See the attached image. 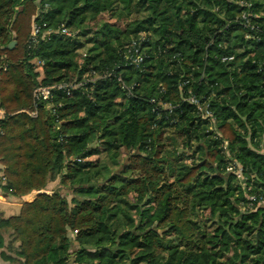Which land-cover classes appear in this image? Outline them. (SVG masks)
<instances>
[{
    "label": "trees",
    "instance_id": "obj_1",
    "mask_svg": "<svg viewBox=\"0 0 264 264\" xmlns=\"http://www.w3.org/2000/svg\"><path fill=\"white\" fill-rule=\"evenodd\" d=\"M0 108L6 261L264 264V0H0Z\"/></svg>",
    "mask_w": 264,
    "mask_h": 264
},
{
    "label": "rangeland",
    "instance_id": "obj_2",
    "mask_svg": "<svg viewBox=\"0 0 264 264\" xmlns=\"http://www.w3.org/2000/svg\"><path fill=\"white\" fill-rule=\"evenodd\" d=\"M98 16H100L103 21H110V22L116 23L120 27H123L126 24V22H127V20L124 19L123 17H120V18L119 17H112L111 18L110 14L107 11L103 10V9L98 12ZM81 52L84 53L85 50H83ZM80 62H82V60ZM103 155H104V146L103 145H99L98 148L92 150L91 154L86 156L83 159H84V161L88 160L90 162H97L99 158H101V160H102ZM122 158H125L124 155L122 156ZM188 162H190V161H188ZM230 162L231 161H229V163ZM231 164H234V163H231ZM234 171H235L234 174H235V177H236V181L240 185V188L243 191V195H245L246 199H252L253 195L248 194V190H250V186L247 183V178L245 176V173H244V170H243L242 166L240 164H237V167L234 169ZM133 175H134L133 172H131L130 170L126 171V169H125L123 171V173H121V174L119 173L118 178L116 180L112 181L111 183H112V185H114L116 187H119L121 185H126L127 182L131 179V176H133ZM58 186H59V180H56V183L53 184L52 189H55ZM71 197H72V195L69 194L68 198L71 199ZM133 197H134V194L131 193V197L130 198L133 199ZM244 203L245 202L243 201L241 204H244ZM20 258L25 259L23 257H20Z\"/></svg>",
    "mask_w": 264,
    "mask_h": 264
},
{
    "label": "crops",
    "instance_id": "obj_3",
    "mask_svg": "<svg viewBox=\"0 0 264 264\" xmlns=\"http://www.w3.org/2000/svg\"><path fill=\"white\" fill-rule=\"evenodd\" d=\"M6 115V112L0 108V119L4 118ZM4 170L5 166L0 161V218L1 219H9V217L19 215L21 208L25 202H32L34 198L36 197V194L39 193V191H32L26 195H23L21 197H15L12 195H8L1 189V185L4 181ZM56 183V181L51 182L48 184L47 189L52 190L53 184ZM3 216V217H1ZM11 231H4V239L5 244L8 243V241L11 239ZM17 246H19V243H17ZM5 251V248L0 249V264H19V263H10L9 261H6L2 257V252Z\"/></svg>",
    "mask_w": 264,
    "mask_h": 264
},
{
    "label": "built area",
    "instance_id": "obj_4",
    "mask_svg": "<svg viewBox=\"0 0 264 264\" xmlns=\"http://www.w3.org/2000/svg\"><path fill=\"white\" fill-rule=\"evenodd\" d=\"M40 33V27L33 25V30H32V39L34 42H37V37ZM58 34L61 35H69L70 32L67 28H62L61 30L57 31ZM140 61V59L138 60ZM136 61V63L138 62ZM80 84L70 82V83H58V84H53V85H39L35 88L34 90V97L36 100L42 101V102H50L52 98L54 97V94L58 91H63L67 94H70L74 89H76ZM190 102L194 104H198V100L195 99L194 97L190 98ZM33 116H37V112L34 111L31 113ZM209 112L205 114V116H208ZM78 161H84V159H78ZM234 163V164H231ZM231 165V166H230ZM237 167V163L235 162H230L227 166L228 171H232L235 173L234 169ZM4 179V178H3ZM255 197H252L251 200H253Z\"/></svg>",
    "mask_w": 264,
    "mask_h": 264
},
{
    "label": "water",
    "instance_id": "obj_5",
    "mask_svg": "<svg viewBox=\"0 0 264 264\" xmlns=\"http://www.w3.org/2000/svg\"><path fill=\"white\" fill-rule=\"evenodd\" d=\"M14 45H15V41L11 42L9 47L12 48ZM1 217H3V216H1Z\"/></svg>",
    "mask_w": 264,
    "mask_h": 264
}]
</instances>
